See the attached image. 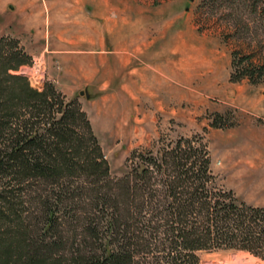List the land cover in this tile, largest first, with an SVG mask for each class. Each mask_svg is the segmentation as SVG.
Segmentation results:
<instances>
[{
    "label": "trees",
    "instance_id": "obj_1",
    "mask_svg": "<svg viewBox=\"0 0 264 264\" xmlns=\"http://www.w3.org/2000/svg\"><path fill=\"white\" fill-rule=\"evenodd\" d=\"M30 61L0 39V264H200L198 253L219 250L264 258V208L219 185L205 144L135 152L114 177L81 104L13 74Z\"/></svg>",
    "mask_w": 264,
    "mask_h": 264
},
{
    "label": "rangeland",
    "instance_id": "obj_2",
    "mask_svg": "<svg viewBox=\"0 0 264 264\" xmlns=\"http://www.w3.org/2000/svg\"><path fill=\"white\" fill-rule=\"evenodd\" d=\"M21 1L0 0V39L16 40L31 58L13 74L26 77L35 89L53 85L69 101L81 104L114 177L124 176L127 160L135 152L159 153L182 139L201 141L219 185L249 206L264 208V177L252 169L253 162L263 159L250 133L252 128L264 129V115L242 112L249 104L264 108V0H109L113 21L123 24L132 18L140 23L142 12L148 24L174 23V30L194 32L196 47L206 46L218 57L213 68L197 57L192 85L163 73L164 88L142 95L129 94L122 77L113 85L106 68L101 67L99 75L83 69L88 65L84 55L60 41V36L74 38L79 18L69 12L61 17L59 0L38 2L45 11L48 2L55 6L41 23L32 15L36 7L28 16L20 14L15 3ZM105 1L97 0L100 6ZM98 14L100 21L104 19L100 8ZM54 27L61 31H52ZM198 256L200 264H264L263 257L245 251Z\"/></svg>",
    "mask_w": 264,
    "mask_h": 264
},
{
    "label": "crops",
    "instance_id": "obj_3",
    "mask_svg": "<svg viewBox=\"0 0 264 264\" xmlns=\"http://www.w3.org/2000/svg\"><path fill=\"white\" fill-rule=\"evenodd\" d=\"M38 2L40 0H22L20 3H15V6L24 16H28L30 10L36 7L32 15L35 14L39 19L36 21L41 23L45 12L49 16L52 15L55 6L52 1L48 2L45 11ZM58 4L61 17H68L73 13L79 18L74 24L76 25L74 38L69 41L60 36V41L65 42L66 46L75 47L84 55V63L88 64L87 67L83 66L84 70H91L99 75L100 68H106L107 73L113 75V85L122 77L131 95L134 93L142 95L148 89L154 91L163 89L164 80L160 77L163 73L178 82L183 78L187 85H192L196 77L197 57L205 58L210 68L219 64L218 57L213 51H208L206 46L199 49L196 47L194 32L174 30V27L176 28L174 23L148 24L141 11L140 23H133L132 18L123 24L117 23L111 18L109 0L101 3V6L97 0H59ZM73 5L76 7L75 13L71 9ZM99 8L104 17L101 21ZM8 9L15 10L12 5ZM60 27L51 30L61 31ZM64 30L68 31L69 28ZM242 112L259 116V114L264 115V108L249 104L242 109ZM251 130L253 141L258 142L259 145L257 154L263 159L253 162L252 169L255 175L264 177V129H258V132L255 128Z\"/></svg>",
    "mask_w": 264,
    "mask_h": 264
}]
</instances>
